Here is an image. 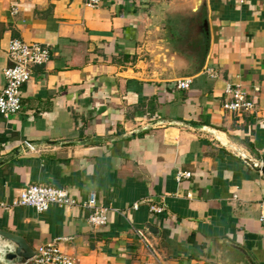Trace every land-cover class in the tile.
I'll return each instance as SVG.
<instances>
[{
    "label": "crops",
    "instance_id": "0c3cea01",
    "mask_svg": "<svg viewBox=\"0 0 264 264\" xmlns=\"http://www.w3.org/2000/svg\"><path fill=\"white\" fill-rule=\"evenodd\" d=\"M191 1L0 0V89L12 39L50 51L20 110L0 114V229L35 252L61 238L75 264H264V178L237 153L264 162V0H205L192 46L169 48L162 12ZM227 84L255 109L224 110ZM35 183L81 202L93 191L106 223L79 205L11 204Z\"/></svg>",
    "mask_w": 264,
    "mask_h": 264
},
{
    "label": "built area",
    "instance_id": "2783aa9c",
    "mask_svg": "<svg viewBox=\"0 0 264 264\" xmlns=\"http://www.w3.org/2000/svg\"><path fill=\"white\" fill-rule=\"evenodd\" d=\"M103 0H85L86 4L93 7L100 6ZM9 65L3 69L5 83L0 89V114L7 118L17 113L21 108V87L31 78L32 68L42 65L49 60L50 51L44 45L37 42H26L20 39H12L8 46ZM208 76H216L214 70L207 68ZM190 78H179L172 81L175 88L188 89ZM258 87H253L257 91ZM225 100L222 108L229 112L244 113L255 109V102L248 97L249 91L240 84H227L224 87ZM24 146L31 151L36 150L35 145L25 141ZM190 172L178 171L175 174L177 181L189 177ZM12 205H24L33 208L36 212L46 211L51 206L68 208L71 206H82L91 209L87 221L97 227L106 223L107 208L100 205L95 193L91 191L85 201H79L72 196L65 188L48 186L44 184H30L23 187L19 195L12 201ZM2 206L4 203L1 204ZM259 222L264 225V201L259 203ZM133 208H137L134 204ZM151 211H159L160 208L150 205ZM115 212V208H110ZM58 238L47 243H43L36 248V257L28 264H75L73 258L64 253L57 245Z\"/></svg>",
    "mask_w": 264,
    "mask_h": 264
},
{
    "label": "water",
    "instance_id": "95a60500",
    "mask_svg": "<svg viewBox=\"0 0 264 264\" xmlns=\"http://www.w3.org/2000/svg\"><path fill=\"white\" fill-rule=\"evenodd\" d=\"M205 0H192L191 3L184 7L185 10L169 9L162 12L163 20L170 27L167 29V35H165L169 41L166 42L169 48H181L184 49L192 46V35L197 34L200 31V26H195V21L199 16V10L204 5ZM163 29V27H161ZM190 28V29H189ZM161 31V30H160ZM182 31V32H181ZM189 34H186V33ZM162 34V33H161ZM183 47V48H182ZM177 51H180L177 50ZM188 52V50H187ZM239 159L245 162L251 169L259 172L264 178V162L258 159H252L244 154L242 151L237 150ZM150 231L154 230L150 225L147 227ZM239 248V247H238ZM0 249L5 253H0L5 261L14 262V264H27L36 257L35 250L29 245L26 239L17 233L0 229ZM247 259V262L251 263V257L239 248ZM1 262V261H0Z\"/></svg>",
    "mask_w": 264,
    "mask_h": 264
},
{
    "label": "trees",
    "instance_id": "16d2710c",
    "mask_svg": "<svg viewBox=\"0 0 264 264\" xmlns=\"http://www.w3.org/2000/svg\"><path fill=\"white\" fill-rule=\"evenodd\" d=\"M245 114V112L243 113V115Z\"/></svg>",
    "mask_w": 264,
    "mask_h": 264
}]
</instances>
